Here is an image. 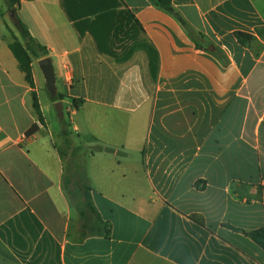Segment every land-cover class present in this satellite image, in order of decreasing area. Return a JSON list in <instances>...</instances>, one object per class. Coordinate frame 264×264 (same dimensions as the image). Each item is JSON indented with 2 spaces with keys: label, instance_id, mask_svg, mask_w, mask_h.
Masks as SVG:
<instances>
[{
  "label": "crops",
  "instance_id": "0c3cea01",
  "mask_svg": "<svg viewBox=\"0 0 264 264\" xmlns=\"http://www.w3.org/2000/svg\"><path fill=\"white\" fill-rule=\"evenodd\" d=\"M121 1L78 29L61 0L17 7L53 60L56 127L43 57L31 86L0 12V264H264L247 233L264 225V0H172L199 46L163 8ZM79 173L107 236L83 237Z\"/></svg>",
  "mask_w": 264,
  "mask_h": 264
},
{
  "label": "trees",
  "instance_id": "16d2710c",
  "mask_svg": "<svg viewBox=\"0 0 264 264\" xmlns=\"http://www.w3.org/2000/svg\"><path fill=\"white\" fill-rule=\"evenodd\" d=\"M7 3V8L9 11L14 13L16 18V27L19 30V33L23 40L19 39V37L14 36L13 39L9 42V48L14 54L15 58L19 63L20 69L25 73L26 81L33 86V61L34 59H39L40 57H45L49 55V50L46 46L40 44L38 40L32 36L24 22L17 15V7L20 5L23 0H5ZM156 7L163 8L173 16H175L179 23L183 26V28L187 31L189 36L197 43L199 46V40L203 39L204 36L201 32H198L194 27H192L187 20L181 16V14L177 11L175 6L172 3V0H149ZM61 4L69 17V19L74 23L75 27L78 29L80 24L89 23V18L92 15H96L101 10L106 8H113L123 6L124 3L121 0H61ZM6 24V23H5ZM7 28L9 26L6 24ZM10 30V29H9ZM82 31V30H81ZM235 37L238 42L243 45L252 48V44L254 43L256 37L254 34L245 32V31H235ZM206 47L211 45L212 43L209 41L204 42ZM213 53L219 57V59L223 63H227L228 58L224 55L223 51L220 48H215ZM64 96L61 93H58L57 96L52 97V102H56L58 100H62ZM33 105L35 111L38 115L39 124H35L33 129H38L39 125H45V118L40 106V102L37 96V93H33ZM63 125L68 126V122L63 117L62 119ZM62 135L64 136L65 142L69 143V132L68 130H64ZM80 150V148H78ZM99 150L113 151L111 148H104L102 146H98ZM62 152V150H61ZM80 186L81 189L71 191L70 194L75 200V205L77 209L80 211L85 223H83V237L88 235H109L111 232V225L108 221L102 220L99 212L95 208L92 198L90 195V187L84 181V174H80ZM83 195V199L81 204L76 201V198L79 194ZM91 215L92 220L90 223ZM87 221V222H86ZM233 227V226H232ZM238 231H242L243 229L235 228ZM244 231V230H243ZM248 235L253 239L261 248L264 249V225L249 230Z\"/></svg>",
  "mask_w": 264,
  "mask_h": 264
},
{
  "label": "rangeland",
  "instance_id": "374dc122",
  "mask_svg": "<svg viewBox=\"0 0 264 264\" xmlns=\"http://www.w3.org/2000/svg\"><path fill=\"white\" fill-rule=\"evenodd\" d=\"M0 12L1 13L3 12L2 18L5 21V23L9 26L11 38L12 36L13 37L17 36L19 37V39L23 40L19 33V30L16 27V18L14 16V13L8 10L7 3L5 0H0ZM0 25H1L0 31L2 32V34H7L5 25L3 23H0ZM41 99H42V103H44L45 106L49 102H52L49 93H47L45 90L42 91ZM45 113L48 120L51 122V125L56 127L55 124H58V121H60V116L55 108V104L52 107L48 104V107L45 108ZM56 134L54 135L56 143H59L60 147L64 146L63 139L57 136Z\"/></svg>",
  "mask_w": 264,
  "mask_h": 264
},
{
  "label": "water",
  "instance_id": "95a60500",
  "mask_svg": "<svg viewBox=\"0 0 264 264\" xmlns=\"http://www.w3.org/2000/svg\"><path fill=\"white\" fill-rule=\"evenodd\" d=\"M213 49L212 46L209 47ZM38 66L42 72L43 78L45 80L46 89L52 97L57 96L58 89L56 85V72L51 56H45L38 60ZM55 108L60 117L63 116L64 104L62 100L55 102Z\"/></svg>",
  "mask_w": 264,
  "mask_h": 264
}]
</instances>
